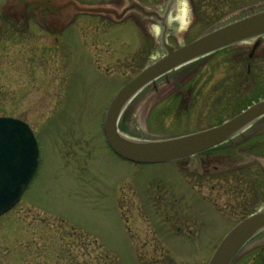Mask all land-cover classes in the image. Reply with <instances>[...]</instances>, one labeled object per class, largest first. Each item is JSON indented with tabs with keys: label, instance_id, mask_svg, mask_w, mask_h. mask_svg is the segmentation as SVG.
Listing matches in <instances>:
<instances>
[{
	"label": "rangeland",
	"instance_id": "374dc122",
	"mask_svg": "<svg viewBox=\"0 0 264 264\" xmlns=\"http://www.w3.org/2000/svg\"><path fill=\"white\" fill-rule=\"evenodd\" d=\"M179 2L181 26L168 18L178 17ZM136 5L166 16V40L176 48L264 10V0H0V117L28 123L41 157L21 201L0 217V264H207L236 224L264 211V117L173 163L134 164L109 150L102 123L110 101L165 53V28L129 10ZM257 40L143 88L121 131L188 135L263 101L264 36L260 55L248 60ZM119 179L126 181L118 196L130 200L123 211L112 194ZM231 264H264V229Z\"/></svg>",
	"mask_w": 264,
	"mask_h": 264
},
{
	"label": "water",
	"instance_id": "95a60500",
	"mask_svg": "<svg viewBox=\"0 0 264 264\" xmlns=\"http://www.w3.org/2000/svg\"><path fill=\"white\" fill-rule=\"evenodd\" d=\"M132 9L154 17L165 28L161 39L165 53L126 84L115 95L108 108L104 123L105 134L116 154L140 164L174 162L223 144L264 117L263 100L218 126L188 135L143 139L120 131L119 120L122 113L143 88L158 78L221 49L264 35V10L252 11L250 15L215 27L191 43L176 48L167 43L165 15L146 12L140 5L129 8ZM259 43L258 41L256 46ZM39 164V144L31 127L17 118L0 117V216L20 202ZM263 229L264 211H257L246 217L220 242L208 264H231L242 247Z\"/></svg>",
	"mask_w": 264,
	"mask_h": 264
},
{
	"label": "flooded vegetation",
	"instance_id": "af4514ba",
	"mask_svg": "<svg viewBox=\"0 0 264 264\" xmlns=\"http://www.w3.org/2000/svg\"><path fill=\"white\" fill-rule=\"evenodd\" d=\"M256 44V43H255ZM261 47H262V42H261V40H260V43L258 44V46H256V45H254L253 46V49H252V51H251V53L249 54V56H248V60H250V61H253L256 57H257V55L259 56L260 55V49H261ZM240 59H241V62H245L247 59L244 57V56H240ZM193 64V63H192ZM248 73L250 74L251 73V64H249V70H248ZM153 84V83H152ZM141 95H145V94H141V93H139L132 101H134L138 96H141ZM164 95H166V94H164ZM167 95H172V94H167ZM132 101H131V103H132ZM131 103H130V105L129 106H131ZM144 104V103H143ZM128 106V107H129ZM120 121H121V119H120ZM119 125H120V122H119ZM105 136V135H104ZM103 136V137H104ZM105 139V138H104ZM107 144V143H106ZM107 146H108V148H109V150L117 157V158H119V159H122V160H125V159H123V158H121L120 156H118L115 152H113L112 150H111V148L109 147V145L107 144ZM213 149H216V148H213ZM210 150H212V149H209V150H207V151H210ZM207 151H204V152H202V153H205V152H207ZM202 153H200V154H202ZM193 157V156H192ZM188 158V157H187ZM193 158H196V157H193ZM196 160V159H195ZM205 161V160H204ZM199 163H201L202 164V162H201V160H200V162ZM214 163V162H213ZM134 164H136V163H134ZM140 165V164H139ZM206 170H208L207 168H206ZM92 177L93 176H85V179H83L84 180V183H93V181H92ZM82 178V177H81ZM94 178V177H93ZM95 179V178H94ZM125 181L126 180H117V181H115L114 182V185L112 186V191H113V197L115 198V202H116V205L119 207V209L121 210V211H123L124 209V207H125V203H126V201L128 200V201H130L129 200V198H128V195H127V193H125V190L124 191H122L123 193H125L124 195H119L118 196V194H120V192H121V190H122V187H123V185H125ZM146 189V190H145ZM144 190H145V192H147V188H144ZM142 194V193H141ZM146 195H149V192H147L146 193ZM145 195V196H146ZM143 196V195H142ZM145 196H143V197H145ZM127 199V200H126ZM147 199H144V202H145V204L147 203ZM139 205V204H138ZM147 205V204H146ZM139 207V208H138ZM137 210H142L143 209V206L142 205H140V206H136L135 207ZM129 230H130V228H129ZM131 237H132V235H131Z\"/></svg>",
	"mask_w": 264,
	"mask_h": 264
},
{
	"label": "bare ground",
	"instance_id": "6f19581e",
	"mask_svg": "<svg viewBox=\"0 0 264 264\" xmlns=\"http://www.w3.org/2000/svg\"><path fill=\"white\" fill-rule=\"evenodd\" d=\"M177 7H178L177 11L179 10V12L177 14L178 17L173 16V15H169L168 18H169L170 23L174 24V22H179L180 26H181V25H184L187 21L186 4L179 2L177 4ZM155 31L158 32V29L156 28ZM129 105H130V103H129Z\"/></svg>",
	"mask_w": 264,
	"mask_h": 264
},
{
	"label": "trees",
	"instance_id": "16d2710c",
	"mask_svg": "<svg viewBox=\"0 0 264 264\" xmlns=\"http://www.w3.org/2000/svg\"><path fill=\"white\" fill-rule=\"evenodd\" d=\"M98 247H99V245H98ZM98 247H96V248L98 249Z\"/></svg>",
	"mask_w": 264,
	"mask_h": 264
}]
</instances>
